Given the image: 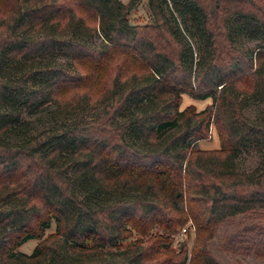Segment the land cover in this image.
Returning a JSON list of instances; mask_svg holds the SVG:
<instances>
[{
	"label": "trees",
	"instance_id": "1",
	"mask_svg": "<svg viewBox=\"0 0 264 264\" xmlns=\"http://www.w3.org/2000/svg\"><path fill=\"white\" fill-rule=\"evenodd\" d=\"M140 1L0 0V264H222L220 227L264 255V112H244L264 103V0H145L132 24ZM211 127L219 147L199 148ZM248 149L258 165L236 170Z\"/></svg>",
	"mask_w": 264,
	"mask_h": 264
},
{
	"label": "rangeland",
	"instance_id": "2",
	"mask_svg": "<svg viewBox=\"0 0 264 264\" xmlns=\"http://www.w3.org/2000/svg\"><path fill=\"white\" fill-rule=\"evenodd\" d=\"M123 3H127L128 0H121ZM255 4L260 7L258 0L255 1ZM129 20L132 24H146L150 23V18L146 9L145 0H141L137 6H135L129 13ZM233 37L234 44L237 48L244 50H253L255 46L258 44L256 40H251L239 32L233 26ZM93 42L95 45H99L101 43V38L99 36L94 37ZM56 62L61 63L65 62L63 58H57ZM211 103L210 99L206 100H194L187 95L182 96V103L180 108L183 109L188 105H194L196 110H201L205 106ZM246 115L250 117H256L264 112V103L263 102H251L244 109ZM22 119L27 122V125L21 129L15 130L10 139L16 140L22 137L23 135L33 134L44 127L49 126L52 123V117L48 113V110L43 111L41 113H23L21 115ZM198 147L201 149H217L219 147V139L217 132L214 127L210 128L209 138L205 141H202L198 144ZM263 154L262 152H258L255 149H248L246 151L240 152L234 160V167L238 171L251 172L259 163L260 158ZM187 224L184 225L187 228ZM53 231V226L47 231L50 233ZM223 229L220 227L213 240H212V248L216 254V257L222 264H264V255L255 252L254 250H244L238 249L237 251H233L231 249H227L221 242ZM173 243L172 249L176 253L179 251L178 243H184L188 256L191 250L192 243L195 237L194 229L187 230L184 234H176L172 235ZM36 244V240L30 239L23 243L19 250L24 253H31L34 246Z\"/></svg>",
	"mask_w": 264,
	"mask_h": 264
},
{
	"label": "built area",
	"instance_id": "3",
	"mask_svg": "<svg viewBox=\"0 0 264 264\" xmlns=\"http://www.w3.org/2000/svg\"><path fill=\"white\" fill-rule=\"evenodd\" d=\"M189 229H192V228H191V224H188L187 228H183V229L181 230V234L186 233L187 230H189Z\"/></svg>",
	"mask_w": 264,
	"mask_h": 264
}]
</instances>
